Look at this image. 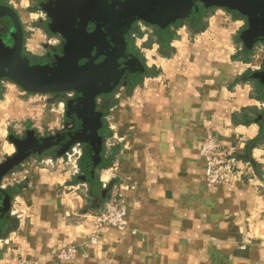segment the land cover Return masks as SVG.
<instances>
[{
	"label": "crops",
	"instance_id": "crops-1",
	"mask_svg": "<svg viewBox=\"0 0 264 264\" xmlns=\"http://www.w3.org/2000/svg\"><path fill=\"white\" fill-rule=\"evenodd\" d=\"M38 1L0 0L17 14L23 49L36 60L55 35L36 20ZM200 23L197 34L175 28L163 46L135 24L133 47L146 76L99 102L107 124L100 159L109 165L95 183L78 181L80 169L46 155L0 178L9 193L0 264H264V85L251 81L264 71V44L246 50L244 20L226 9L207 10ZM65 121L59 100L0 81V165L21 133L46 136ZM206 133L244 153L231 184L205 183L199 148ZM120 188L128 231L104 227L83 247L93 230L88 216ZM70 245L76 257L57 260Z\"/></svg>",
	"mask_w": 264,
	"mask_h": 264
},
{
	"label": "water",
	"instance_id": "water-1",
	"mask_svg": "<svg viewBox=\"0 0 264 264\" xmlns=\"http://www.w3.org/2000/svg\"><path fill=\"white\" fill-rule=\"evenodd\" d=\"M52 4L57 10L50 26L52 33H59L58 28L63 24L61 19L69 23L71 17L80 18L85 24H92L93 30L87 38L103 48L108 59L93 70L61 60L54 74L50 71L42 74L40 71L33 79L29 74V60L21 56L24 41L22 25L11 8L0 4V22L9 32L2 41L5 52L0 61V77L27 93L78 92L76 102L67 108L69 115L75 118L74 131L55 138L36 139L29 134L26 139L13 140L16 153L0 165V178L31 155L53 145L60 146L55 154L66 152L74 145L85 146V156L92 154L99 141L96 130L100 119V113L94 111V101L99 95L108 93L94 87L111 82L113 76L118 74L117 79L125 70L132 68L133 59L121 34L133 23L155 27L162 34L178 21L197 19L204 9L222 8L245 18L246 27L239 40L246 50L250 51L256 44H264V0H54ZM254 77L264 85V71ZM98 152L100 150L94 151L95 158ZM84 160L89 163L91 159ZM8 200L9 193L0 190V217L6 211Z\"/></svg>",
	"mask_w": 264,
	"mask_h": 264
},
{
	"label": "flooded vegetation",
	"instance_id": "flooded-vegetation-1",
	"mask_svg": "<svg viewBox=\"0 0 264 264\" xmlns=\"http://www.w3.org/2000/svg\"><path fill=\"white\" fill-rule=\"evenodd\" d=\"M54 0H44V1H38L37 5L41 6L40 9L43 10V14L45 16V29L51 31V22L52 18H55L56 14V7L53 5ZM6 6V5H5ZM198 6H202V4H198ZM211 9V8H210ZM209 10V9H207ZM206 10V11H207ZM243 18V17H242ZM244 24L246 27V21L245 18H243ZM67 20L61 19L60 22H62V26H59L58 28V35L57 41L54 45V47L47 51L44 55V57L39 59H33L30 57L24 49L22 50L21 56L25 59L29 60L28 69L30 76H35L36 74H39L41 71L45 73L46 71H50V74H54L57 64L61 60H68V62L71 64H77L79 68H86V70H93L101 67L106 60L108 59V56L105 55V51L103 48H101L97 43L90 41L87 38V35L90 34L93 30L92 24H85L81 21L80 18L71 17V21L66 23ZM186 20L179 21L181 23H184ZM137 22L133 23L132 25L128 26L123 32L122 36L125 39L127 51L130 53L129 46H128V36L127 34L134 29L135 24ZM180 23V24H181ZM54 25V24H53ZM51 26V27H50ZM147 27H150L152 29L151 33L155 31V27L146 25ZM54 28V26H53ZM68 29V30H67ZM245 29V28H244ZM72 30V32H71ZM8 29L5 27L4 23L0 22V61L2 59V55H4L5 47L2 43L3 39L8 36ZM72 33V34H71ZM79 35L81 37H79ZM65 36V37H64ZM24 42V41H23ZM2 62V61H1ZM1 67V63H0ZM131 68L128 70H125L119 78L116 79L118 74L112 77L113 81H107L106 83L100 85H95V89H99L100 91L107 90L108 93L101 94L98 97L95 98V108L94 111L96 113L100 112L101 107H99V102L101 100L107 99L106 97H109L114 91L117 90L121 85H129L132 82L131 79ZM40 72V73H41ZM34 79V78H33ZM37 79V78H36ZM5 80L0 77V81ZM78 92H68L63 94H49L48 96L51 97L53 100H59L64 108V117L67 121L64 122L62 129L55 130L52 133L42 136V137H34L36 139H47V138H55L56 136H61L64 134L71 133L75 129V118L73 116H70L68 113V107L73 102H76ZM28 135H23L20 139L16 140H23L26 139ZM17 138V137H16ZM15 147V146H14ZM75 147V158L77 157V161L80 160V157L82 155L83 150L85 149V146L82 145H74L68 149V151L64 154L63 159L66 158V155L68 153L72 152V149ZM77 147V150H76ZM60 150V146H51L50 148H46L43 151H38L34 155L31 156H40V155H46L52 157L56 152ZM76 152L79 155H76ZM15 153H16V147H15ZM14 153V154H15ZM30 156V157H31ZM16 167V166H14ZM12 167L11 169H13ZM77 167V173L79 172L78 165Z\"/></svg>",
	"mask_w": 264,
	"mask_h": 264
},
{
	"label": "built area",
	"instance_id": "built-area-1",
	"mask_svg": "<svg viewBox=\"0 0 264 264\" xmlns=\"http://www.w3.org/2000/svg\"><path fill=\"white\" fill-rule=\"evenodd\" d=\"M139 27L141 31L147 30L145 28L147 26L143 23ZM74 151L72 149V152L68 153L63 160L66 161V164L73 165L74 170H77L74 163ZM235 153V149L228 150L222 148L219 142L209 133L204 135L199 148V156L204 162V180L206 185L216 186L220 184H231L233 182L235 176L238 174V164L241 162ZM122 191H124L123 188L118 189L113 199L105 204L104 209L99 215L94 217L93 230L82 245L83 247L94 245L97 242L98 231L103 227L113 228L119 231H128L126 224L127 207ZM130 233L135 234V231H131ZM77 253L78 247L70 245L58 250L54 256L59 261H69L75 258Z\"/></svg>",
	"mask_w": 264,
	"mask_h": 264
},
{
	"label": "trees",
	"instance_id": "trees-1",
	"mask_svg": "<svg viewBox=\"0 0 264 264\" xmlns=\"http://www.w3.org/2000/svg\"><path fill=\"white\" fill-rule=\"evenodd\" d=\"M207 9H204L199 17L195 20H186L184 22V24L187 27V30L191 33V34H197L202 30V26H201V18L204 15V13L206 12ZM242 18V17H241ZM243 19V18H242ZM181 22H176L173 26L169 27V29H167L166 32L164 33H159L158 29H156L153 34H151V37L155 38L156 44L163 46L165 43H168L169 41H171L173 39V31L172 29L177 27ZM138 35H140L138 33ZM128 36V46H129V50H130V55L132 56V61H133V65L132 68L130 70L131 72V79H132V83H136L137 81H139L143 76H146V69L143 65V61H142V57L139 54L138 51H136L133 47V37H132V31L129 32L127 34ZM252 83L257 86L260 87V82L253 76V78L251 79ZM100 119H99V126L96 130L97 132V137L99 138L98 143L96 144L95 148H93L92 154H90V156H85V152L83 150L82 155L80 157L79 160V169H80V174L77 177L78 181H82V182H94L96 180V176H97V171L102 170L103 168L108 167L109 164H107L109 161H107L106 159H100L101 158V152H98L96 158L93 156L94 151L96 152V150H100L101 148H103V142H104V135L107 132L106 130V122L104 120V117L106 115V111L101 108L100 109ZM260 126H264V122L259 121ZM264 136V133H262V135H260V138ZM68 151V150H67ZM66 151V152H67ZM66 152H61L59 154H54L52 156L53 159H57V158H61L64 156V154ZM58 153V152H56ZM236 156H238V158L240 160L244 159V153L243 152H236L235 153ZM90 158L91 160H89L88 162H85L84 159ZM94 158V159H93ZM93 159V160H92ZM106 160V161H105ZM17 167V166H16ZM16 167H14L13 169H15ZM94 185V184H93ZM3 227V219L2 217H0V228ZM6 227V226H4Z\"/></svg>",
	"mask_w": 264,
	"mask_h": 264
},
{
	"label": "rangeland",
	"instance_id": "rangeland-1",
	"mask_svg": "<svg viewBox=\"0 0 264 264\" xmlns=\"http://www.w3.org/2000/svg\"><path fill=\"white\" fill-rule=\"evenodd\" d=\"M44 19H45V16L43 15V14H40V16L39 17H37L36 18V20H38V21H42V23H45V21H44ZM35 21V20H34ZM34 21H33V23H34ZM38 22H36V24H37ZM41 23V24H42ZM32 26V28H34L33 30H36L35 29V27H34V25L35 24H31ZM185 26L186 27V25L184 24V23H181V24H179L177 27H175V28H179V27H181V26ZM30 27V28H31ZM143 28H144V26H143ZM147 30L146 31H144V33L143 34H146L147 35V37H149V35L151 34L150 33V31H152V29L150 28V27H145ZM175 28H173L172 29V31L173 30H176ZM43 29V30H42ZM42 29H41V31H40V34L42 35V34H44V36H47V33L45 34V29L42 27ZM186 30H187V27H186ZM182 31H185V30H182ZM187 32V31H186ZM150 33V34H149ZM33 34H35V32L33 33ZM27 38H30V37H27ZM46 38H48L49 39V43L50 44H47V47L45 48V49H43V47H42V55L45 53V51H46V49H47V51H49V50H51L53 47H54V45H55V43H56V35H53L52 37H49V35H48V37H46ZM139 39H140V37H138ZM141 48H143L142 46H141ZM23 135H22V133L19 135V137H22ZM73 160V159H72ZM60 163H64V164H66V161L65 160H60ZM125 200V199H124ZM104 207H105V205H104ZM101 212H99V213H97V214H92V215H90V216H88L90 219H91V221H92V224H93V221H94V217H96L97 215H99ZM85 218H87V215H86V217ZM104 228V227H103ZM102 229V228H101ZM113 229V228H112ZM98 235V234H97Z\"/></svg>",
	"mask_w": 264,
	"mask_h": 264
}]
</instances>
